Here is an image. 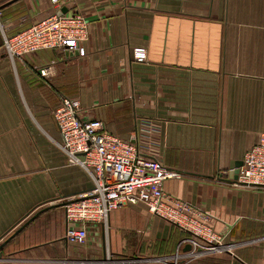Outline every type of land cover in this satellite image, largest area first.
Returning <instances> with one entry per match:
<instances>
[{"label":"crops","instance_id":"obj_1","mask_svg":"<svg viewBox=\"0 0 264 264\" xmlns=\"http://www.w3.org/2000/svg\"><path fill=\"white\" fill-rule=\"evenodd\" d=\"M71 11L88 24L72 56L12 62L0 45V264H264V189L220 175L264 135V0H74ZM56 13L49 0H0L7 37ZM62 97L180 172L164 191L207 213L227 250L189 258L187 234L142 204L68 243L63 205L92 183L55 145Z\"/></svg>","mask_w":264,"mask_h":264},{"label":"built area","instance_id":"obj_2","mask_svg":"<svg viewBox=\"0 0 264 264\" xmlns=\"http://www.w3.org/2000/svg\"><path fill=\"white\" fill-rule=\"evenodd\" d=\"M49 1L58 13L14 36L7 37L0 23L1 47L12 62L45 50L74 53L87 38V22L80 13L71 11L74 0ZM62 8L66 13H61ZM146 58L145 49H133L134 62L144 63ZM48 70L49 66H44L35 72L45 78ZM81 112L80 103L66 97L60 99L52 112L60 135L55 145L71 165L88 174L92 183L87 193L63 205L68 243L83 244L88 238L89 225L107 230L113 212L126 205L142 204L149 214L187 234L184 243L190 247L189 258L227 250L223 238L211 228L207 213L164 191L165 181L183 178L180 172L166 168L158 157L143 151L137 138L126 141L111 135L100 121L82 119ZM241 163L240 167L220 175L229 177L236 171L235 179L230 178L233 187L264 189V135L244 154ZM163 263L180 264V256L175 254Z\"/></svg>","mask_w":264,"mask_h":264},{"label":"water","instance_id":"obj_3","mask_svg":"<svg viewBox=\"0 0 264 264\" xmlns=\"http://www.w3.org/2000/svg\"><path fill=\"white\" fill-rule=\"evenodd\" d=\"M61 13H66V9H65V8H62V9H61ZM75 53H77V51H75L74 53H69V52H66V51H65V54H66V55H70V56L74 55ZM241 165H242V163L239 162V164L237 163V164H234V166H230V169L238 168V167H240ZM236 174H237L236 171H235L233 174L230 173V174H229V178H234V179H235V177H236L235 175H236ZM186 249L189 250L190 247L187 246Z\"/></svg>","mask_w":264,"mask_h":264},{"label":"rangeland","instance_id":"obj_4","mask_svg":"<svg viewBox=\"0 0 264 264\" xmlns=\"http://www.w3.org/2000/svg\"><path fill=\"white\" fill-rule=\"evenodd\" d=\"M2 44V36L0 34V45ZM223 239H224V236L221 234V233H218Z\"/></svg>","mask_w":264,"mask_h":264}]
</instances>
